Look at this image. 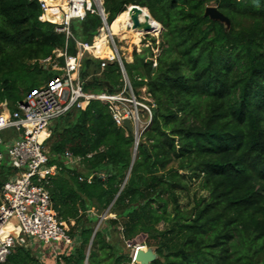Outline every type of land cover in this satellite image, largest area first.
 I'll return each mask as SVG.
<instances>
[{
    "label": "trees",
    "instance_id": "trees-1",
    "mask_svg": "<svg viewBox=\"0 0 264 264\" xmlns=\"http://www.w3.org/2000/svg\"><path fill=\"white\" fill-rule=\"evenodd\" d=\"M131 5L163 27L158 45L153 39L142 54L129 50L131 63L124 61L136 95L147 88L152 121L135 157L134 134L98 100L53 121L46 146L58 173L47 188L70 235L80 238L55 264H136L137 245L154 249L150 264H264V0H104L110 25L124 21ZM208 6L230 25L205 15ZM102 26L88 13L71 29L91 43ZM55 28L37 0H0V104L14 110L60 74L41 63L54 50L76 53L75 40ZM101 63L83 56L84 90L120 91L119 63ZM66 151L80 157L79 166ZM14 173L9 160L1 164L0 187ZM195 182L193 205L182 207L181 194ZM107 210L115 217L96 230ZM36 251L17 245L3 264H54Z\"/></svg>",
    "mask_w": 264,
    "mask_h": 264
},
{
    "label": "built area",
    "instance_id": "built-area-1",
    "mask_svg": "<svg viewBox=\"0 0 264 264\" xmlns=\"http://www.w3.org/2000/svg\"><path fill=\"white\" fill-rule=\"evenodd\" d=\"M37 1L44 19L55 24V30L64 33L67 40L73 38L77 51L69 54L67 46L54 50L53 55L41 60V63L61 73L27 93L14 110L0 104V145L3 143L1 132L15 131V137L7 144V157L15 173L0 187V264L6 262L17 245L31 246L30 240L41 246H50L60 259L62 254L67 255L80 242L78 236L70 235L68 223L60 219L47 188L52 176L58 173L56 166H49V148L46 146L54 120L74 107L85 109L90 101L98 100L108 106L118 126L126 129L124 121L129 119L133 134L140 138L153 116L154 104L147 88H141L145 90H141L142 95L134 92L124 65V61H129L121 56L115 35L110 31L104 0ZM89 1L95 4L94 9L88 6ZM88 13L98 14L103 21L100 32L91 43L75 39L71 29L74 20H84ZM102 32L106 33L107 42L98 48L97 36L100 37ZM143 38L140 44H143ZM106 46H111L109 54L112 57L104 54ZM88 54L99 58L102 68L113 60L119 63L123 78L120 91L96 94L84 90L80 66L83 56ZM60 58L64 59L63 65ZM4 157L0 150V165ZM65 157L68 163L79 166V156L66 151ZM88 181L91 182V178Z\"/></svg>",
    "mask_w": 264,
    "mask_h": 264
},
{
    "label": "rangeland",
    "instance_id": "rangeland-1",
    "mask_svg": "<svg viewBox=\"0 0 264 264\" xmlns=\"http://www.w3.org/2000/svg\"><path fill=\"white\" fill-rule=\"evenodd\" d=\"M88 6L91 8V9H94L96 6H95V4L92 2V1H89V3H88ZM163 30V29H162ZM162 30L157 34V33H154V34H152V33H145V34H143L144 35V38H143V35L137 40V42H135L134 41V39H132V38H127V39H122L121 38V36H119V35H115V41H116V45H117V47H118V50H119V52H120V54H121V56L126 60V58H125V55H126V53H127V51H129L130 50V53H131V55L133 56V52L135 51V52H137V53H139V54H142V53H144L145 52V50L148 48V47H152L153 46V39L156 41V44L158 45L159 43H160V41H161V32H162ZM106 34V33H105ZM104 38V37H103ZM143 38V44H140L139 43V41H140V39H142ZM110 39V38H109ZM107 39H106V37H105V40L104 41H106ZM139 44V45H134V44ZM133 49H134V51H133ZM112 50V48H111V46H110V48L109 47H107V50H106V52L105 53H107L108 51L110 52V54H111V51ZM153 52H154V56H153V58H155L157 55H159L160 54V50H159V48L156 46L154 49H153ZM104 53V54H105ZM109 54V53H108ZM107 54V55H108ZM109 54V55H110ZM106 55V54H105ZM111 56V55H110ZM112 57V56H111ZM134 60V59H133ZM50 68V67H49ZM54 69V68H53ZM52 69V70H53ZM55 70V69H54ZM54 73V72H53ZM55 74V73H54ZM59 75V74H58ZM57 76V75H56ZM46 81H48V80H46ZM45 81V82H46ZM44 82V83H45ZM141 90H143V91H145L144 89H140V91ZM1 137H2V139H3V143L0 145V150L4 153V155H5V157H4V159L1 161V164H5V162H7L8 161V157H7V150H8V148H7V144L15 137V131L13 130V129H10V130H7V131H3V132H1ZM197 192H199V190H198V185H197V183L195 182V183H193V184H191V190L188 192V193H182L181 194V206L182 207H187V206H191V205H193V195L195 194V193H197ZM94 211L92 210V214H94L93 213ZM100 217V221L98 222V224H97V226H98V228L100 227V225H102L101 223L104 221V220H106V219H108V218H114L115 217V214H109L108 213V210L107 211H105L102 215H100L99 216ZM29 245H31V246H33L34 248H35V251H36V253H37V255L41 258V259H44L46 262H48V263H56L58 260H60V258L59 257H56L55 256V253L53 252V249L50 247V246H41V245H38V243L37 242H35V241H33V240H30L29 241ZM137 246H139V245H137ZM137 246H135V248H134V251H135V249H136V247ZM143 246H145V247H147L149 250H150V252H151V254H152V256H153V258L151 259V261L153 260V259H156L157 258V255H156V253H155V251H154V249L153 248H150L149 246H147V245H143ZM134 251H133V253H134ZM60 261H62L63 262V260H60ZM150 261V262H151ZM133 263H136V264H144L143 262H140V263H138V262H133ZM150 264V263H149Z\"/></svg>",
    "mask_w": 264,
    "mask_h": 264
},
{
    "label": "bare ground",
    "instance_id": "bare-ground-1",
    "mask_svg": "<svg viewBox=\"0 0 264 264\" xmlns=\"http://www.w3.org/2000/svg\"><path fill=\"white\" fill-rule=\"evenodd\" d=\"M134 18H137L138 20L137 25L134 23ZM129 25H131L132 28L129 29ZM109 28L113 35H119L122 39L132 38L135 42H137V40L145 33L158 34L162 30L161 24L151 17L147 9L142 7L140 10H134L132 5L128 6L125 10V20L121 21L117 18L111 25H109ZM105 37L106 34L104 32L98 40V48H100L103 42H107V40L104 41ZM140 42L141 39L139 43ZM107 47L108 46L105 47L104 53L106 52ZM139 250L143 251L147 255L151 254L147 247H140ZM139 261L141 260H138V263H140Z\"/></svg>",
    "mask_w": 264,
    "mask_h": 264
},
{
    "label": "water",
    "instance_id": "water-1",
    "mask_svg": "<svg viewBox=\"0 0 264 264\" xmlns=\"http://www.w3.org/2000/svg\"><path fill=\"white\" fill-rule=\"evenodd\" d=\"M132 6H133V9H134V10H140V9L142 8V7H140V6H136V5H132ZM145 9H147V8H145ZM147 11H148V9H147ZM148 12H149V11H148ZM205 15L209 16L211 19L219 20V21L225 22L227 25H230V20H229V18L226 17L222 12H220L216 6H208V7L206 8ZM151 17H152V16H151ZM134 23H135V25L138 24V20H137V18H134ZM161 26H162V25H161ZM162 29H163V27H162ZM124 125H125L126 129L128 130V132H132V133L134 132L133 127H132V124H131V122H130L129 119H126V120L124 121ZM134 137H135V153H134V157H135L140 138H139V137H136L135 135H134ZM0 204H1V202H0ZM98 226H99V225H98ZM98 226H97L96 230L98 229ZM96 230H95V232H94V234H93V236H92V239H91V242H90L89 247H90L91 244H92V240L94 239V236H95V234H96ZM140 247H141V246H137V247H136V249H135V251H134V253H133V261L138 262V260H141V261H139V262H143L144 264H149V263H151V262L154 260V259H153V260L151 261V259L153 258L152 254H150V255L145 254L143 251L139 250ZM150 253H151V252H150ZM156 255H157V254H156ZM157 257H158V255H157ZM150 261H151V262H150ZM86 264H87V263H86Z\"/></svg>",
    "mask_w": 264,
    "mask_h": 264
},
{
    "label": "crops",
    "instance_id": "crops-1",
    "mask_svg": "<svg viewBox=\"0 0 264 264\" xmlns=\"http://www.w3.org/2000/svg\"><path fill=\"white\" fill-rule=\"evenodd\" d=\"M129 63H131V62H129Z\"/></svg>",
    "mask_w": 264,
    "mask_h": 264
}]
</instances>
